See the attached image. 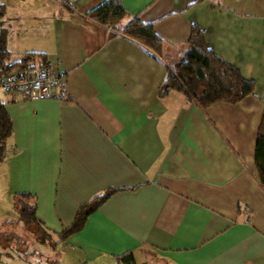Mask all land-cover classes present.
Here are the masks:
<instances>
[{"label":"crops","instance_id":"1","mask_svg":"<svg viewBox=\"0 0 264 264\" xmlns=\"http://www.w3.org/2000/svg\"><path fill=\"white\" fill-rule=\"evenodd\" d=\"M100 1L0 0L11 56L42 52L65 73L62 98L0 92L12 125L1 195L12 210L15 193L31 195L37 233L60 247L48 264H123L124 252L136 264H264V192L253 168L264 109V0H115L125 22L152 24L163 40L159 57L83 15ZM190 24L253 81L252 94L204 111L177 91L158 94ZM106 188L114 191L80 230L59 240L78 206ZM15 219L1 218L0 230L12 233ZM1 241L15 260L18 247Z\"/></svg>","mask_w":264,"mask_h":264},{"label":"trees","instance_id":"2","mask_svg":"<svg viewBox=\"0 0 264 264\" xmlns=\"http://www.w3.org/2000/svg\"><path fill=\"white\" fill-rule=\"evenodd\" d=\"M3 14L4 5L0 3V20ZM83 15L143 46L153 56H161L163 40L154 32L152 24L143 22L135 16L125 22L126 13L117 1L102 0ZM39 65H47L45 54L42 52H23L14 59L5 45V30L0 27V77L16 67L34 68ZM164 67L165 75L158 86V94L177 91L184 100L194 103L201 111L214 102L235 103L244 96L252 94L254 90L251 79L243 78L236 67L218 57L206 45L203 31L195 24H190L185 50L179 60L171 66L164 65ZM11 130V119L0 96V161L4 156L5 140ZM253 168L256 182L264 192V109L256 129ZM113 191V188H106L102 193L82 202L76 209L70 225L57 234L58 239L62 240L65 236L79 231L87 214ZM31 198L29 193L14 194L13 206L17 218L13 222L19 224L24 231H28L34 240L44 241L43 235L39 237L34 234L41 225L35 216V206ZM3 234L4 231L0 230V236ZM117 258L123 264H136L129 252H124Z\"/></svg>","mask_w":264,"mask_h":264},{"label":"built area","instance_id":"3","mask_svg":"<svg viewBox=\"0 0 264 264\" xmlns=\"http://www.w3.org/2000/svg\"><path fill=\"white\" fill-rule=\"evenodd\" d=\"M64 71L50 66L13 68L0 77V92H15L26 99L64 96Z\"/></svg>","mask_w":264,"mask_h":264},{"label":"rangeland","instance_id":"4","mask_svg":"<svg viewBox=\"0 0 264 264\" xmlns=\"http://www.w3.org/2000/svg\"><path fill=\"white\" fill-rule=\"evenodd\" d=\"M12 208H11V203L6 201L0 193V220L1 218L3 219L17 218V212L15 210H12ZM19 226L20 225L18 224L16 230L14 229L11 230L12 233H14V235H12V233L9 232H4L5 234L1 235L2 236L0 238L2 240L1 243H4L6 240V242L8 243L10 242L11 244H14L15 247H18L19 251L15 252L16 259L12 261V258L8 257L5 252L7 253L12 252L14 254V251L8 250L10 247L7 246L3 248L1 247L0 264H17L18 259L34 261L37 262L38 264H48V262L50 263V260L58 259V257L60 256L58 254L60 247L57 245V247L55 248L56 251H53L52 249V245L54 243L53 237L51 238L50 236L49 237L50 239L45 238L44 241H37L34 240L32 235L28 231H24V229H21L22 227ZM34 234L35 236H38L40 233H34ZM29 238L32 239L30 240ZM40 244H43L44 246L47 247H41ZM36 252H37L36 254L37 256H34ZM38 253L41 255H39ZM43 253H46L45 254L47 256L46 258L45 256L40 258V256L43 255ZM46 259H48V262Z\"/></svg>","mask_w":264,"mask_h":264}]
</instances>
